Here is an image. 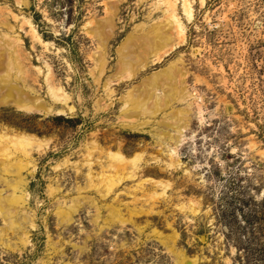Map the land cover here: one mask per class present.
<instances>
[{
	"label": "rangeland",
	"instance_id": "obj_1",
	"mask_svg": "<svg viewBox=\"0 0 264 264\" xmlns=\"http://www.w3.org/2000/svg\"><path fill=\"white\" fill-rule=\"evenodd\" d=\"M190 1V22L176 3L182 40L161 0H0V100L11 91L54 106L0 104V131L41 142L21 173L0 162L2 196L19 178L27 194L13 213L0 212V264H264V0ZM158 27L176 47L153 56L146 39ZM1 47L23 74L7 69ZM129 59L130 75L121 64ZM168 66L177 88L195 96L173 92L153 108L145 85ZM48 83L62 87L72 112H56ZM171 86L162 79L158 92ZM177 121L187 123L182 134ZM168 134L184 138L172 158ZM117 149L142 153L136 175L112 176L108 193L88 186L87 159L93 175H114L107 152Z\"/></svg>",
	"mask_w": 264,
	"mask_h": 264
},
{
	"label": "bare ground",
	"instance_id": "obj_2",
	"mask_svg": "<svg viewBox=\"0 0 264 264\" xmlns=\"http://www.w3.org/2000/svg\"><path fill=\"white\" fill-rule=\"evenodd\" d=\"M161 1H162L161 2L162 5L165 6L164 11H165V16H166V20H167V24L169 25V28L173 27L176 30V33L178 34L179 38L183 40L185 37V27L181 23L179 17L177 16V4H176L177 0H161ZM181 1H182L183 14L186 17V20L188 22H190L193 19L192 2L190 0H181ZM200 3L203 4L204 0H200ZM106 21H107L106 24L108 25L109 24L108 21H111V20L107 19ZM29 26H31V25H29ZM31 33L33 34V31ZM102 33H104V32H102ZM153 34H154L153 36L147 37V39H146V44H147L148 48L151 49L150 52L153 53V56L154 55L156 56L160 50H164L167 46L171 47L172 50H174V48L176 47V43H173V41H172L171 33H168L167 31L158 27L153 31ZM35 35H37V34L35 33ZM12 41L16 42L17 39L12 40ZM7 44L10 45V43H7ZM7 48L10 49L9 46ZM7 48H2V51L7 52V54H8L7 69L13 70L17 67L18 69L16 70L15 74L16 75H18V73L20 75L23 74V71L21 68V63L19 61V57L18 56L13 57L11 52L7 51ZM1 54H3V53H1ZM144 57H146V55ZM144 57L142 60L140 59L141 62L139 61L140 62L139 66L141 68L143 66H146L147 59ZM160 59H162L161 56L155 57L153 61L158 62ZM134 63L135 62H133L130 59L129 60H122V62H121L122 69H124L130 75L133 72L132 68H133ZM175 69L171 66L161 68V69L155 71L148 78V82L145 85L146 86L145 88H147V90H145V92L147 94L148 101L151 99V101H152L151 106L153 108H158L162 104L167 105L173 97V92H174V94H175V92H177V94H179V96L185 95V96H189L191 98H194L195 94L191 93L184 85L180 89L177 88L176 78H175L176 77L175 76ZM48 74H50V71L48 72ZM182 74H183V72H181V75ZM49 77H51V76H49ZM130 78H131V76H130ZM162 79H165L166 81L168 80V82L172 85L171 88L167 89L163 95H161V93L158 92L159 87L161 86ZM47 81H48V79H47ZM110 82L111 81H109V82L107 81L105 83V89H110L109 88ZM48 84H49L48 85V92L51 95V98L54 100V102L56 104L61 105L59 108L56 107V108H58V109H55L56 112L58 114H61V115L67 114L68 111L72 112L74 110V107L68 105L69 96L64 92L62 87H59V86L55 87V86L51 85L50 83H48ZM139 88H140V86H139ZM12 97H13V95H12L11 91L6 92L3 95V98L0 100V104L7 102L9 100V98H12ZM13 98L15 101H18L16 103L17 106L19 108H22L25 110H29V111H36V110L42 111V110H44L46 113H50L54 110V106L48 107V108H43L41 105L38 106V105L29 104L28 103L29 101L26 98H22V97H19V98L13 97ZM36 102H38V101H36ZM140 102H142V101H140ZM144 103H146V101H144ZM142 106H144V105H142ZM149 106H150V104H149ZM188 106H190V104ZM185 110H186L185 112H184V110H181L180 114L187 116L189 114V111L187 109H185ZM151 112H152V110H150V113ZM199 112H201V111L199 110ZM186 118H188V117H186ZM180 119H182V118H180ZM186 124L182 125L181 123H178V121H177V123L172 124V127L174 129H177L182 134V132H184V130L186 128ZM167 137H168V142L172 143V144H167V147H166V149L168 150L167 154L172 158L176 155V148L182 144L184 138H180V137L174 138V136L172 134H170V135L168 134ZM38 139L35 138L34 136L27 135L24 133H16L13 131H6V130L0 131V158H3V160H1L0 162L2 164H4L6 167H8V164H6V160H10L9 162L11 164L9 163V167H15L17 169V171L19 173H21V171L26 169V167L28 166L27 163H24V160L27 159L28 156H30V150H29L30 146H32L34 143H36V145L38 144V146L41 144V142ZM92 146H93V148H91L92 150L93 149L95 151L99 150V147L96 143H94ZM18 151H20L21 153L18 154ZM14 154H16V155H14ZM17 155L22 156L23 158H20ZM107 155L110 158V160H112L111 161L112 164L111 163L108 164L107 169H108V171H110L109 169H111L113 171L114 175H111L110 172L105 173L106 170H102L100 173H96V175H93L92 174L93 173L92 172V162H91L90 158L87 159L85 164L88 167V171H87V178H88V183H89L88 186H90V187L95 186L98 188L100 186H104L105 188H103V189H105V191L108 193L111 190L113 183L115 182V180L112 178V176L117 175V180H119V182H120L124 178L134 177L136 175L142 153L139 152V153H134L133 155H130V156H126L117 149V150H109L107 152ZM12 160H13V162H11ZM178 164H180V162H178ZM101 166L103 167V165H101ZM95 179H97V182L94 181ZM21 181H22V179L19 178L16 183H13L10 185L13 190L9 196H5V197L2 196V194H1L2 190H0V212L2 214H5V215L11 214V213H13L14 207L16 205H20V204L24 203L25 197L27 194L25 192H23L22 189H20L18 186L19 182H21ZM145 182L153 183L154 185H158V186H159V184L163 185V183L161 181H158V180L155 181V179L153 180V178L152 179L151 178L146 179ZM143 184L145 185V183L139 182L138 186H142ZM167 187H168V185H167ZM162 188H163V186H162ZM73 210H75V207H73V209L69 208V210L64 211V216L62 219L68 220L70 217L71 211H73ZM8 226H9V228H14L16 226V222L12 218H10V220L8 222ZM20 239L23 243H25L27 241V236L25 235L24 237H22ZM193 262L194 261H192V263ZM179 264H183V263L181 261H179Z\"/></svg>",
	"mask_w": 264,
	"mask_h": 264
}]
</instances>
